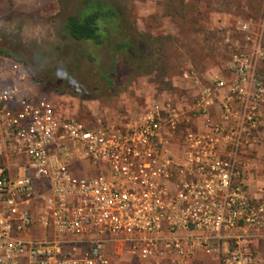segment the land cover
<instances>
[{
    "label": "built area",
    "instance_id": "built-area-1",
    "mask_svg": "<svg viewBox=\"0 0 264 264\" xmlns=\"http://www.w3.org/2000/svg\"><path fill=\"white\" fill-rule=\"evenodd\" d=\"M230 68L209 93L225 91L218 122L198 126L204 110L170 100L126 123L84 122L61 117L0 55V264H190L197 253L259 264L237 231L260 232L264 200L248 196L238 158L262 122L264 86L252 57ZM76 160L95 173L76 174Z\"/></svg>",
    "mask_w": 264,
    "mask_h": 264
},
{
    "label": "rangeland",
    "instance_id": "rangeland-1",
    "mask_svg": "<svg viewBox=\"0 0 264 264\" xmlns=\"http://www.w3.org/2000/svg\"><path fill=\"white\" fill-rule=\"evenodd\" d=\"M108 1L119 5L130 32L145 47V58L139 67L119 69L113 88L105 91L100 73L109 68V49L62 38L75 0H62V12L58 0H0V49L45 79L75 83L73 94L59 95L45 83H35L27 72L31 93L48 97L61 117L124 122L151 101L190 98L194 88H186L187 80L197 84L204 74L225 78L234 56L240 54L252 57L255 78L264 86V0ZM243 25L246 32L239 30ZM77 61L84 70L74 79ZM262 125L257 139L264 133ZM263 137L257 141L264 142Z\"/></svg>",
    "mask_w": 264,
    "mask_h": 264
},
{
    "label": "trees",
    "instance_id": "trees-1",
    "mask_svg": "<svg viewBox=\"0 0 264 264\" xmlns=\"http://www.w3.org/2000/svg\"><path fill=\"white\" fill-rule=\"evenodd\" d=\"M58 3L59 10L62 12L65 9L64 4L62 0H58ZM130 29L131 27L128 28L126 25V19L119 5L113 1L75 0L73 12L67 14L65 18L62 38L73 42H90L94 46H106L109 49L111 54L109 68L100 73V80L104 83V90L107 91L113 88V77L119 69H124V65L139 67L144 61L145 47L143 43H138V35L130 32ZM0 55L22 63L35 83H45L59 95L73 94L74 82L65 83L62 79H45L38 75L36 70L28 69L26 62L9 54V51L4 48L0 49ZM89 59L92 60L91 56H88L87 60ZM83 70V63L77 61L73 67L72 78H77Z\"/></svg>",
    "mask_w": 264,
    "mask_h": 264
},
{
    "label": "crops",
    "instance_id": "crops-1",
    "mask_svg": "<svg viewBox=\"0 0 264 264\" xmlns=\"http://www.w3.org/2000/svg\"><path fill=\"white\" fill-rule=\"evenodd\" d=\"M233 78L234 73L231 70L229 75H227L225 78L212 79V77L204 74L201 75V79L198 80L199 82L197 84H194L192 79L187 80L188 85L186 86V88H194V90H191V92H189V95H191L190 98H184L181 101H176L174 104H176L177 106H185L187 107V109L191 110H204V112H202L203 114L197 120L198 126H201L206 118L210 119L211 121L218 122L220 121L222 113L221 103L225 91H221L209 96L210 90L212 89V86L216 81H228L229 79ZM201 80L203 82L205 81V84L200 83ZM185 94H187V92ZM199 100H203L201 106H204L205 108H200ZM133 115V113L130 114L131 118L125 119L124 123L137 117H133ZM262 123L263 122H261L260 126L262 125ZM258 134L259 132L257 131L256 137L254 138L252 144L242 149L241 154L238 158V164L240 170L243 173V183L246 186L247 194L256 202L264 200V142L257 141L259 138L262 139L264 133H261L262 135H259L257 139ZM73 169L76 174L81 176L93 175L96 171L80 160H76V162H74ZM30 210L32 214H35L36 211L39 210V205L32 204ZM237 233L248 234L249 238L242 243L243 249L253 254L259 260V264H264V227L256 235H254L252 231H248L247 229H240L237 231ZM222 249L223 251H225L227 249V246L223 245ZM190 264H220V256L216 254L205 256L201 253H197Z\"/></svg>",
    "mask_w": 264,
    "mask_h": 264
}]
</instances>
